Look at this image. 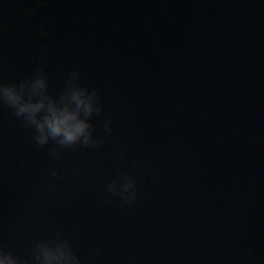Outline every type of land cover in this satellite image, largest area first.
<instances>
[{
	"label": "water",
	"instance_id": "95a60500",
	"mask_svg": "<svg viewBox=\"0 0 264 264\" xmlns=\"http://www.w3.org/2000/svg\"><path fill=\"white\" fill-rule=\"evenodd\" d=\"M0 24V264H264V0H0Z\"/></svg>",
	"mask_w": 264,
	"mask_h": 264
},
{
	"label": "clouds",
	"instance_id": "9594fccd",
	"mask_svg": "<svg viewBox=\"0 0 264 264\" xmlns=\"http://www.w3.org/2000/svg\"><path fill=\"white\" fill-rule=\"evenodd\" d=\"M38 3L40 4H46L47 0H38ZM4 27L3 24H0V28ZM24 109H22L23 111ZM74 119V117H65V118H58L53 117L52 119L48 120V126L51 129L52 135H60L63 133L65 140L67 142H73L76 140L78 134L83 132L84 125L81 123H78L75 125V127H71L68 125V120ZM43 143V141H41Z\"/></svg>",
	"mask_w": 264,
	"mask_h": 264
}]
</instances>
